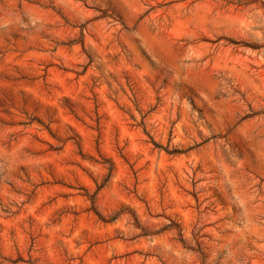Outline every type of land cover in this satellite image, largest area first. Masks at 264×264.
Segmentation results:
<instances>
[{
  "label": "rangeland",
  "instance_id": "obj_1",
  "mask_svg": "<svg viewBox=\"0 0 264 264\" xmlns=\"http://www.w3.org/2000/svg\"><path fill=\"white\" fill-rule=\"evenodd\" d=\"M0 264H264V0H0Z\"/></svg>",
  "mask_w": 264,
  "mask_h": 264
}]
</instances>
